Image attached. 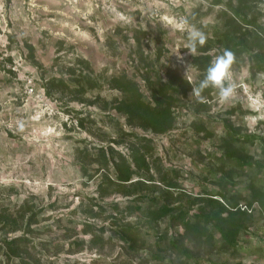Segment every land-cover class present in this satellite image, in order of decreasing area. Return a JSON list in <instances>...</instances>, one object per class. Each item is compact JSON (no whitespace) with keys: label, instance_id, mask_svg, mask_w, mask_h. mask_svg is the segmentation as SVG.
<instances>
[{"label":"rangeland","instance_id":"rangeland-1","mask_svg":"<svg viewBox=\"0 0 264 264\" xmlns=\"http://www.w3.org/2000/svg\"><path fill=\"white\" fill-rule=\"evenodd\" d=\"M149 2L0 0V213L12 216L7 234L0 229V240L6 235H22L23 212L27 217L31 210L36 211L28 247L41 264H129L130 259L138 264H156L150 250L166 256V263L171 259L173 264H183L181 257L167 248V241L161 243L162 249L156 242V232L176 236L183 232L180 226L170 227L168 218L160 219L155 229L143 227L148 251L139 257L111 235L113 221L143 224L145 218L118 185L102 181L104 173L115 177L113 168L89 164L85 155L100 158L97 154L111 145L129 156L133 144H146L135 140L131 132L152 140L147 144L150 170L145 174L152 176V180L146 179L148 186L156 185L160 193L164 192L168 187L161 182L162 173L178 171L179 185L170 188L171 204H185L192 211L202 206L209 209L203 200L205 192L217 190L221 174L232 175L234 183L226 190L238 199H249L251 181L264 185V174L255 167H238L229 158L221 159L227 152L222 146L227 126L246 135L250 134L247 124L253 123L254 133L264 138V120L256 119L260 113L248 108L249 97L264 103V80H257L259 71H252L247 55L234 67V78L244 85L236 98L221 104L214 90L205 106L195 111L196 98L188 95V101L175 110L172 129L164 133L131 124L114 108L113 101L121 95L108 84L114 74L126 72L146 92L141 78L146 68L155 78L163 77L169 68L184 76L185 65L176 56L180 52L191 64L193 79L198 78L193 56L185 55V34L163 28L156 18L149 19L141 10ZM195 3L181 0L182 6H169L167 14L178 19L187 15L185 9L193 10ZM257 4H264V0ZM258 10V22L264 29V10ZM222 11L200 12L209 20V36L223 25ZM257 30L264 37V30ZM27 43L35 48V59L30 57ZM78 60L88 62L89 68ZM71 68L77 74H93L97 87L85 93L52 87L47 94L45 83L52 78L62 77L74 86ZM80 118L82 125L77 122ZM200 120L207 131L196 130L194 121ZM261 144L247 143L242 153L263 162ZM113 202L119 203V209L112 206ZM252 209L249 232L241 234L236 252L199 244L193 247L202 264H264V212L256 203ZM85 222L96 227L105 224L103 243L92 244L93 233H85Z\"/></svg>","mask_w":264,"mask_h":264},{"label":"trees","instance_id":"trees-1","mask_svg":"<svg viewBox=\"0 0 264 264\" xmlns=\"http://www.w3.org/2000/svg\"><path fill=\"white\" fill-rule=\"evenodd\" d=\"M258 0H213V3L220 4L225 10L222 11L223 25L209 36L207 44L198 49L196 56H193V63L197 67L199 74L197 81L203 78L204 72L212 57L219 53L223 48L232 49L237 56V62L241 56L247 55L252 71H264V37L257 30H264L258 22ZM31 58L35 59V48L27 43ZM217 52H211V51ZM79 63L89 68V63L84 60H78ZM154 66V65H152ZM145 69V68H144ZM72 71V84L66 82L64 78H52L45 83L47 94L51 93L52 87L76 88L80 93H85L88 88L97 87V78L87 72L76 73ZM144 82L145 91L142 86L126 72L114 74L108 78V84L112 89L120 92V97L116 98L114 108L124 113L131 124H138L144 129H151L155 133H164L172 129L175 121V110L181 106L183 101H188V95L192 90L184 76L178 70L169 68L164 76L153 77L150 75L149 68L143 70L141 74ZM213 89H207L202 95L207 100L211 98ZM197 101V100H196ZM186 104V102H184ZM195 111H200L198 107L205 106L204 103L196 102ZM201 121V120H200ZM82 125V118L77 119ZM198 132L207 131L204 121H194ZM138 142H146L143 146L132 145L131 153L125 156L117 152L110 145L107 149L99 152L100 158L93 159L92 155L87 153L85 157L90 159L89 164L97 163L99 168H113L114 178L104 173L102 181L109 180L119 186L120 192L130 197L131 201L136 202L134 209L140 211L145 218V223L113 221L110 229L111 235L116 236L124 245H128V252L131 251L135 256H141L146 253V238L142 234L143 227L148 225L150 229H155L160 219L168 218L169 225L172 228L180 226L183 232L168 234L156 232V242L162 249L161 243L166 242L167 248L175 252L177 257H181L183 264H202L198 259V251L195 252L194 246L217 247L221 251H237L239 249L240 236L243 232H249L248 223L253 219L254 204H258L259 209L264 212V185H258L254 181L248 184L249 199H238L237 196L227 193L229 183H234L232 175L221 174L218 179L219 187L217 190H206V206L200 207L197 211L189 210L185 204H171L172 192L170 188L178 187V171H164L161 176V182L168 188L160 193L156 185H147V180H152L149 172L150 164L147 156V144L151 138L131 132ZM256 141L261 142V156L264 158V138L258 134L241 135L235 129L227 126V135L224 137L222 146L227 150L221 157L222 160L229 158L238 167H255L257 171L264 174V160L254 161L252 156L242 153L244 145L253 144ZM141 145V144H140ZM140 147V148H139ZM241 148V149H240ZM145 149V150H144ZM97 168V169H99ZM83 169L87 172V164L83 163ZM98 171V170H96ZM93 176L90 174V177ZM143 177V179L134 180V178ZM147 177V178H144ZM145 191V192H144ZM223 199V202L218 198ZM181 198V197H180ZM245 205L243 208L242 205ZM242 204V205H241ZM112 206L119 209V203L113 202ZM128 207V206H127ZM131 207V206H130ZM30 211V210H29ZM12 216L0 213V229H10ZM22 225L24 222V233L13 238L7 235L0 240V264H41L29 250L31 242L30 233L33 232L32 224L36 220V211L26 217L23 212ZM96 226L91 222H85V233H93L91 242L94 245L103 243V236L106 231L105 224L97 226L100 235L96 234ZM12 228L11 231H13ZM82 243V242H81ZM191 244V246L188 245ZM150 258L155 260L156 264H173L167 257L159 255L150 250ZM194 263V262H193ZM194 263V264H195ZM129 264H138L130 259Z\"/></svg>","mask_w":264,"mask_h":264},{"label":"clouds","instance_id":"clouds-1","mask_svg":"<svg viewBox=\"0 0 264 264\" xmlns=\"http://www.w3.org/2000/svg\"><path fill=\"white\" fill-rule=\"evenodd\" d=\"M181 7V0H167V3H161L160 0H150L146 9H141L149 19L156 18L163 28H171L185 34L183 48L187 49L185 55L196 56L198 49L203 48L208 40V25L209 20L206 16H200V12H208L211 10L214 13H219L223 9L222 5L213 3V0H196L193 10L185 9L187 15L180 16L178 19L170 18L167 14L168 7ZM264 10V4L258 6ZM199 16V19L197 17ZM195 21V22H193ZM179 63L185 65L184 78L192 85V90L189 97H195L199 103H207V98L202 95L205 90H215L216 99L219 103H227L236 98L237 90L244 88L243 83L238 82L234 78V65L237 62L236 53L230 48H223L218 54L214 55L209 62L203 78L199 81L193 79L191 75V64L185 61V56L180 52L176 55ZM257 80H264V71L257 72ZM248 108L252 111L259 112L260 115L256 118L264 120V103L259 100L248 98ZM22 127V126H21ZM250 134L256 132L253 123L247 124Z\"/></svg>","mask_w":264,"mask_h":264}]
</instances>
